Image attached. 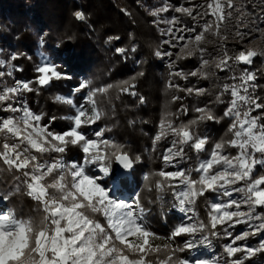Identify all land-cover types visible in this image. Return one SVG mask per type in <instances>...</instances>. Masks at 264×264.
Returning a JSON list of instances; mask_svg holds the SVG:
<instances>
[{"label":"snow or ice","instance_id":"snow-or-ice-1","mask_svg":"<svg viewBox=\"0 0 264 264\" xmlns=\"http://www.w3.org/2000/svg\"><path fill=\"white\" fill-rule=\"evenodd\" d=\"M226 8L235 9L241 17L244 15L232 0H213L208 4V9L211 10L209 14L214 17V21L206 23L204 31H209L214 26L217 31L219 30L220 25L233 14L231 11L225 12ZM168 11L169 6L164 4L150 14L156 17ZM175 11L188 16L193 15L191 8L177 7ZM75 17L81 21L85 19V15L79 11L75 13ZM177 21V17L157 21L169 25L162 35L170 36L177 41L173 43L172 40H165L164 43L173 48L179 45L181 50L188 48L192 39L199 45L204 39L203 33L196 34L194 38H186L183 34L177 35V32L183 31L174 27ZM109 39H119V37ZM180 41L184 43L179 44ZM135 50V48L131 49L133 52ZM199 50L203 52V49ZM126 51L125 48L116 49L118 54H124ZM155 55L172 57L174 53L157 50ZM186 55L191 56L192 53L188 52ZM257 55L254 50L241 51L235 57L225 52L217 67L221 71L231 72L234 69L229 61L251 65L253 57ZM17 58L18 55L14 54L11 60L15 61ZM178 58L185 57L178 56ZM2 63L0 61V64ZM203 63L207 64L208 61L204 60ZM36 72L35 81H17L15 87H7L0 91V102H7L25 93L38 91L37 87L32 86L33 83L39 88H44L49 87L53 80L70 78L57 71L56 66L51 62L41 63L36 68ZM7 74L12 75L11 72ZM4 75L5 73L0 72V76ZM174 75L185 78L182 73H174ZM190 75L196 76L198 73L194 71ZM200 75L205 79L208 78L207 72H202ZM132 79L135 80V77ZM230 79L233 81L238 79L239 83L223 84V91L216 97L218 102L223 103L221 96L230 92L231 100L223 117L215 116L210 109L197 108L195 111L202 113L199 116L201 121L218 122L224 117L229 118L232 121L229 128L232 138L215 143L208 153V158L201 160L191 170L158 171L154 175L162 179L157 180L154 187L159 192H164L166 188L173 189L172 194L176 203L172 207H178L188 219H191L188 214L194 211L191 205L196 203L197 197L211 192L229 198L224 202H213L210 205L209 230L212 236H217L218 225L227 224L228 227L247 225L251 231L236 235L231 244L225 247V252L230 258L226 264H245L248 258L258 252H264V238L255 249L247 245L233 246L249 235L254 236L264 232V212H257V208H264V187H262L264 173L253 175L257 166L264 168V123L261 122L264 120V112L252 115L253 112L264 110V101L255 94L257 87L255 73L244 69L239 77L232 75ZM113 87L114 85L109 84L104 88L90 91L87 95L90 110L85 104L77 105L71 97H57L58 101L62 100L70 105L75 112V115L65 117L72 122V126L62 133L49 130L50 125H41L43 114L34 113L27 104L20 108L11 104L0 107V111L20 113L0 120V138L4 141L0 150V160L10 170L19 172L25 178L27 194L43 205L45 213L39 221H36L33 218H19L14 211L6 213L0 211V264H154L153 260L147 257L159 253L161 248L167 250L168 254L166 259L157 256L155 264H188V261L176 257V253L183 251L184 248H193V241L188 240L184 248H178L171 246V240L182 234L203 233L209 225L201 222L197 228L195 225L181 222L174 227L168 237H160L148 227L144 208L138 203L131 204L112 199L108 191L99 183L109 175L110 161L113 157L123 169L129 171L139 160L138 156L135 159L131 158L123 145L105 138V130L98 129L91 133L97 139H91L88 132L81 130L85 127L91 128L102 119L104 113L98 109L93 98L97 93H107ZM115 87L123 93L136 95L133 91L135 84L129 81H123ZM86 88H89L87 82L81 83L74 91L80 92ZM186 91L192 93L194 89L188 88ZM195 91L201 95L205 90ZM140 102H144L142 97ZM183 111L186 113L187 109ZM196 123V120H191L188 124L173 126L171 121L162 122L161 131L155 137L156 141L169 133L179 138L172 141V148H169L167 154L163 156L167 164L175 166L172 164L173 160L185 158L183 145L190 146L197 153L205 151L207 138L196 136L194 132L189 131V126ZM177 143L181 147L173 151ZM69 145L76 146L82 151V162H66L63 159H56L51 163L40 162L34 154L39 153L43 156L44 153L49 152L64 153ZM228 147L237 149L236 155L226 153ZM92 167L98 168L99 172L103 173V177L92 175ZM54 172L57 176L52 182L45 183V178ZM193 173H197L198 178H193ZM144 179L147 181L149 177L145 176ZM177 180L178 184L172 183ZM238 184L242 186L235 187ZM234 193H239L241 198L239 200L232 198ZM0 199L7 200L8 197L4 195L0 196ZM242 207L246 210H242ZM96 214L103 215L106 226L95 218ZM129 237L135 239L130 240ZM156 240H167L168 243L163 245L150 243ZM200 244L210 245L209 236L202 235ZM242 251L244 253L242 257L231 259ZM197 264H209V262L199 261Z\"/></svg>","mask_w":264,"mask_h":264},{"label":"rangeland","instance_id":"rangeland-1","mask_svg":"<svg viewBox=\"0 0 264 264\" xmlns=\"http://www.w3.org/2000/svg\"><path fill=\"white\" fill-rule=\"evenodd\" d=\"M111 1L115 3L124 17L128 18L130 21L134 19V15L131 11H126V8H121L122 4L124 3L123 0ZM212 2L213 0H135V5L141 12L139 13V15L143 16L145 24L139 27L136 26L135 30L127 31L126 37L128 46L125 48L127 51L124 54H118L116 52V49L122 47H112V43L109 45V40H107L109 41L108 47L111 46V53L115 56L116 61L120 59L119 61H121V63L127 64V67H129V72L133 73V71H135L136 69H140L136 74H134V76H137L138 78L143 77V75L140 74L144 73V66H147L151 74H155V77H159L160 80L164 82V88L166 91L171 90L173 93H175V96H173V98L178 97V93L185 92L186 87L194 89L191 95L196 98L199 96L201 97L202 94L198 95L195 90L204 89L205 93L206 91H210L211 89H213V86H216L218 88V96L223 91V84L239 83L238 79L236 81H233L230 79V77L232 75H236L237 77H239L242 70L244 69L255 73L257 79L258 71L264 72V0H232V3L236 6V8H239L243 11V17H241L240 14L235 11V9L226 8L225 12L231 11L233 14L230 18L226 19V21L220 25L219 30L217 31L214 26L209 31H204L205 24L214 21V17L209 14L211 10L208 9V4ZM164 4H167L169 6L168 12L160 13V15L156 17L150 14L152 11L162 7ZM177 7L191 8L193 10V15L188 16L178 13L175 11V8ZM172 17L178 18L177 24L174 27L183 30L182 33L177 32V35L183 34L186 38H194L196 34L203 33L204 39L199 43V45H197L194 39H192L189 42V47L181 50L179 45L173 48L170 47L169 44L164 43L165 40H172L173 43H177V41H175L170 36L162 35V33L167 30L169 25L158 23L157 21L170 19ZM28 18L31 19L30 15L28 16ZM4 27L8 28L7 25L1 23L0 21V39L2 37L1 35H3L4 33ZM191 29H195V31H191ZM46 37L47 33L43 32L38 40L37 47L34 50H31V52H27L26 50H21V52H19V50L17 49L15 50L6 48L0 45V61L3 62L2 64H0V72L5 73L4 76H0V91L7 87H15L17 81H35V78L37 76L36 68L44 62H51L56 66L57 71L62 74H66L70 78L53 80L49 87L44 88H39L38 85L33 83L32 86L37 87L39 89L38 91L25 93L7 102H0V107L11 104L14 107L20 108L21 106L27 104V106L34 113L43 114L44 118L40 122L41 125H50L49 130L62 133L72 126V122L68 119H65V117L73 116L75 115V112L70 105L64 103L62 100L58 101L56 98L71 97L77 105L85 104V106L90 110L91 106L87 103L88 93L97 88H104L109 84L114 85V87L112 89H109L107 93H97V95L93 98L96 101L98 109H100L99 105H102L101 101H110L114 98V95L116 94L115 92L119 90L118 87H115L117 85L116 79L119 76L116 77L117 75L115 74V77L111 78V75H114V72L111 73V71H105L103 65L99 64L91 66V69L86 74L77 71L74 72V70L71 69L72 61L68 57V54L60 49L61 47H59L58 44L53 46L54 50H52V54H50L49 51H45V48H47ZM107 41L105 43H107ZM183 43L184 41L179 42V44ZM145 46L147 47V50L145 51L148 52V54H145L146 52L142 50V47ZM133 48L136 49L134 52L131 51V49ZM199 49H203V52H201ZM157 50H160L161 52L171 51L174 53V55L172 57H157L155 55V52ZM247 50H254L258 53L257 56L253 57V63L251 65L236 63L234 60H232L229 61V63L232 65L234 71L225 72L221 71L217 67L221 57H223L225 52H227L229 56L235 57L239 54V52ZM188 52H191L192 55L187 56L186 54ZM14 54L18 55V58L15 61H12L11 57ZM178 56L185 58H178ZM115 60L110 61L109 64L112 65ZM204 60H207L208 63L204 64ZM169 65H171V67H169ZM26 69L27 74H25L24 72L26 71ZM109 69L111 70V66ZM122 71L127 74L126 69L122 68ZM194 71L197 72L198 75H190V73ZM8 72H11L12 75L9 76L7 74ZM202 72H207L208 78H203L200 75V73ZM93 73L96 75L94 76ZM174 73H182L184 74L185 78L174 75ZM85 82L89 84V88L83 89L80 92L74 91V89H76L81 83ZM169 85H172V87H170ZM44 91L48 92L49 95L43 93ZM187 93L190 94L189 92ZM209 93L211 94V92ZM42 94L44 95L43 97H41ZM222 97L229 98L228 101H225L226 104L224 105V109H226L229 106V102L231 100L230 92L225 93ZM173 98H171L173 101L176 100L178 101V103L181 102V98L175 100ZM221 100L224 101L223 99ZM47 101L56 103L60 107L59 112H56L57 115L55 114L54 117L58 121L63 122L62 126L64 127V130L61 132L59 131L60 126L57 123V120L56 122H53V119H51V117L53 118L54 111L49 112L47 106H45ZM216 103L219 102L216 101ZM208 106L209 104L207 105V108L205 106H203V108L209 109ZM104 108L105 110H107L105 106ZM102 112L104 113V116L100 121H98L95 125H92L91 128L85 127L81 129L82 131L88 132L91 139H97L95 136L91 135L92 132L98 129L105 130L106 125H104V123L107 120H113L115 118L113 112L111 115H108V119L105 117V112L103 110ZM258 114L259 112L252 113V115ZM15 115H20V113L0 111V120ZM200 115H202V113H198L195 111L196 118L193 120H196L197 123L194 125H190L189 131L194 132L196 136L207 138L205 151L197 153L190 146L183 145L186 154L185 158L183 160L176 158L172 162V164L175 166H172L167 164L163 160V156L167 154L169 148H172V141L174 139L178 140L179 138L174 137L171 133H169L168 135L162 137L159 141L155 140V137L161 131L162 122H172L171 117L166 114V111L163 109V113L160 117V121L153 137L152 146L150 149V152L155 151L157 158H159L161 164L160 170L168 172L177 170H191L192 168L196 167L201 160L208 158V153L211 152L215 143L222 140H230L232 138V133L229 131L232 121L229 118L224 117L223 119H221V121L224 120L225 122H220V124H222V128L218 131L217 134V132H214V125L212 126L208 120H199ZM179 120L177 119L174 123L172 122L173 126L182 124ZM199 124L202 126L201 132H198L197 129ZM217 124L218 122H216V125ZM104 135L105 138L113 141L115 140V136L113 134ZM209 137H211L210 141H208ZM0 140L2 142V138H0ZM11 142L12 141H9V143ZM2 144L3 143L0 144V150H2ZM72 147H75V149H73ZM179 147H181V145L177 143V147L174 148L173 151L178 150ZM67 148L69 149V152H67L68 150H66V152L64 153L49 152L44 153L43 156H41L39 153L34 154L37 155L40 162L47 161L48 163H51L56 159H63L66 162H82L83 153L78 147L69 145ZM76 150H79L82 154V158L80 161H77L76 156L73 153ZM226 153L234 156L237 153V149L228 147L226 149ZM54 154L57 155L55 157V160H53ZM141 162V159L136 161L133 168L129 171L123 169L122 165H120L113 157V159L110 161L109 175L101 179L99 183L105 190L108 191L109 196L112 199L119 202L126 201L131 204L138 203L142 208H144L141 202L142 197L150 199L151 202H154L153 199H151L154 198L156 202V211L159 212L162 220L166 221V218L168 217H173L175 219V225L173 226L172 230L181 222L186 225H195L197 228H199L201 222L209 225V228L205 229L203 233L196 232L193 234H182L181 236L185 235L186 237L185 239H183L181 247L175 239L171 240L170 244L172 247L184 248V244L186 241H193V248H184L183 251L176 253V257L188 261V264H197V262L199 261H208L209 264H226V262L230 260L225 252L226 245L231 244L232 239L236 235L241 234L245 231H251V229H249L247 225L241 224L234 227H228V225L225 224L217 226V232L219 233L217 236L211 235V231L209 230L210 218L208 215L210 211V205L213 202H224L229 198L223 197L221 195H216L211 192L206 193L205 196L197 197L196 203L194 205H191L194 211L188 214L191 219H188L185 214L179 211L178 207H172V205L176 203L172 194L173 189L166 188L164 192H159L154 187L156 181H146L144 179L146 173L145 171H142L140 169V167L144 168ZM0 164H3L6 167V170L4 172L5 179L7 181H10L11 184H14L10 190L8 189L6 191H3L2 184L0 183V196H2V194L4 193L8 195L11 193V191L15 192L16 194L22 193L21 191L25 185V178L23 177L22 182L24 185H22L21 179L18 177L20 173L15 170H10L8 166L2 162V160H0ZM261 171H264V168L257 166L256 171L253 175L256 176L264 173ZM91 173L94 176L103 177V173H100L98 168L96 167H92ZM134 173L136 174L134 175ZM138 175L139 180H137V177H135ZM50 176L45 178V183L49 180ZM192 177L198 178V174L193 173ZM172 183L178 184L179 181H172ZM239 186L242 185H235V187ZM232 198L239 200L241 196L239 193H234ZM36 203L39 204L40 209H42L43 211V205L39 202ZM242 210L246 209L242 207ZM0 211L5 213L8 211H14L17 217L25 219L17 210L9 206L7 200L0 199ZM145 212L147 213L148 227L160 237H168L172 230L167 236L160 235L152 228V225L150 223V214L152 212L150 213L149 210L146 209ZM257 212H264V208H257ZM43 214H45L44 211ZM99 215L102 219V222L98 220L97 216L95 218L101 224L106 226L105 218L103 217V215ZM225 229H227V232H225ZM202 235L209 236V239L211 240L210 245L202 246L200 244ZM262 238H264V232L258 233L254 236L249 235L248 237L237 241L233 246L243 247L244 245H247L255 249L259 246ZM129 239L131 240L135 238L129 237ZM150 243H168V241L156 240L150 241ZM243 255L244 253L242 251L241 253H237L231 259H236L242 257ZM160 259H166V257H160ZM245 264H264V252H258L254 256L248 258L245 261Z\"/></svg>","mask_w":264,"mask_h":264},{"label":"trees","instance_id":"trees-1","mask_svg":"<svg viewBox=\"0 0 264 264\" xmlns=\"http://www.w3.org/2000/svg\"><path fill=\"white\" fill-rule=\"evenodd\" d=\"M123 1L124 3L121 8L131 11L134 15V21H130L124 17L111 0H0V21L8 26V28L4 27L5 30L3 35H1L0 45L6 48L17 49L19 52L21 50L31 52V50L37 47L41 34L46 32L48 49L45 48V51H49L52 54V50H54L53 46L58 44L61 47L60 49L68 54V57L72 61L71 69L74 72L86 74L91 69V66L99 64L103 65L105 71L114 72L111 78H114L115 74L117 75L116 77L119 76L116 79L117 85L123 81L134 83L135 88L133 91H135L136 95L131 96L117 90L113 99L101 101V104L107 110H105L104 106H99L101 111L105 112L107 119L109 118L108 115H111L112 112L115 115L114 119L111 118L113 120H107L104 123L107 126V128L105 126V134H113L115 136L114 141L123 145L131 158L138 156L144 166V168L140 167V169L145 171L146 176L149 177L148 180L155 182L160 178L154 174L160 170L161 164L159 158L156 156V152H150V149L163 109L171 117L173 123L180 118V123L188 124L189 121L196 118L195 109L203 108V106L207 108L208 104V108L215 116L223 117L225 101H228L229 98L221 96V99L224 100L223 103H216L218 88L213 86V89L210 87L211 90L206 91L201 97L194 98L191 93L188 94L186 91L178 93L179 96H177L181 98V102L178 103V101L171 99L175 96V93L171 90L166 91L164 82L159 77H155V74H151L147 66H144L143 77L138 78L134 74L140 69H136L132 73L129 72V67H127L126 63H121L120 59L116 61L110 47L126 48L128 46L127 31L135 30L136 26L139 27L145 24L143 16L139 15L141 12L135 5V0ZM78 11L85 15L83 21L75 17V13ZM29 15L31 19L28 18ZM110 37H119V39L110 40ZM106 41L107 43H105ZM108 43L109 45L112 43V45L108 47ZM146 48V46L142 47V50L145 51L147 50ZM145 54H148V52ZM112 60H115V62L110 65L109 62ZM110 66L111 70L109 69ZM122 68L126 69L127 74H125L124 70L125 73L122 71ZM24 72L27 74V69ZM133 77H135V80L132 79ZM255 84L257 85L255 94L264 101L263 71H258V78ZM43 93L49 95L46 91ZM43 96L42 94L41 97ZM141 97L144 101L143 104L140 103ZM45 106H47L49 112L54 111L53 118H55L54 116L55 114L57 115L56 112H59L60 107L56 103L49 101H47ZM183 109H187V112L185 113ZM258 112L261 114L264 110H259ZM56 120L54 119L53 122H56ZM216 122L209 121L212 126L214 125V132L218 134V131L222 128L220 122L224 123L225 121H221L220 119L217 125ZM261 122L264 123V120ZM57 123L60 126L59 131H63V122L57 120ZM200 124L197 128L198 132L202 130V124ZM210 139L211 137H209L208 141ZM3 142V139L2 142L0 140V144ZM72 148L75 149V147ZM67 150L69 152L68 148ZM73 153L77 161H80L82 158L81 152L76 150ZM56 156L55 154L53 155V160H55ZM5 170L6 167L0 164V183L2 184L3 191L10 190L14 185L5 179ZM56 176V173L51 175L46 183L52 182ZM18 177L21 179V184L24 185L22 182L23 176L19 174ZM135 177L139 180V175ZM24 187L21 191L22 193L16 194L11 191L10 194L6 195L4 193L2 196L6 195L9 206L17 210L25 219L33 218L39 221L44 215L43 211L40 209L39 204L36 203L37 201L29 197L26 186L24 185ZM151 199L154 202L142 197V206L144 209L149 210L150 213L152 212L150 214L152 228L160 235L167 236L175 225V219L168 217L166 221H163L159 212L156 211L154 198ZM96 216L102 222L100 215L96 214ZM185 237L183 235L175 238L180 247ZM152 244L155 245V243ZM156 244L163 245V243ZM167 254V250L161 248L159 253L150 254L147 259L153 260L155 264L157 256L165 258Z\"/></svg>","mask_w":264,"mask_h":264}]
</instances>
